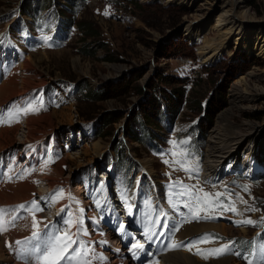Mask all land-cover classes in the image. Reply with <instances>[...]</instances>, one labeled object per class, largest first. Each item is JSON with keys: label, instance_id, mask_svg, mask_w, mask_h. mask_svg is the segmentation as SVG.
<instances>
[{"label": "rangeland", "instance_id": "374dc122", "mask_svg": "<svg viewBox=\"0 0 264 264\" xmlns=\"http://www.w3.org/2000/svg\"><path fill=\"white\" fill-rule=\"evenodd\" d=\"M21 1L0 0V84L4 77L16 72L19 78L23 77L34 86L21 99L16 96L13 101L0 107V111L5 113L8 108L14 110L15 105L37 109L19 114L18 123L22 126L13 143L19 147L17 153L23 151L17 142L23 141L27 132L26 125L22 123L24 118L57 112L52 126H48L50 128L44 134L46 139L48 135L53 138L55 148L52 149L50 143L42 149L38 147V152L43 154L38 156L36 165L39 167L47 162L50 174L60 178L59 185L49 191L45 198L58 189L63 190V198L41 201L39 193H46L47 184L37 175L36 192L31 194L28 202H42L40 214L48 220H53L57 212L55 204L58 203V207L65 206L68 213L82 221L79 233L81 230L80 234L91 238L88 243L92 259L100 261L104 258L106 264L115 261L113 248L126 253L117 232L122 235L120 217L125 226L130 228L127 206L131 191H135L138 200L135 202L134 222L144 221L142 216L151 222L162 216L155 205L156 201L158 206H165L169 213L172 212L169 219L165 218L160 225H151L154 231L158 228L155 233L159 237L165 236V221L170 226L171 221L178 225V241L183 239L186 231L192 232L193 226L199 229L197 233L190 234L193 237L186 245L198 237L214 233L212 242L193 247L195 251L192 255L200 261L228 260L230 264H248L251 259L253 264H264L263 244H257L254 250L245 254L235 252L231 247L232 253L240 255L216 256L208 252L209 249L229 245L232 239L250 238L264 227V164L263 169L251 177L245 175L244 171L229 170L215 180L202 179L210 131L222 117L229 129L242 131L252 125L260 127L264 134V57L249 54L230 41L218 60L205 64L201 63L199 57L202 43L191 40L192 34L196 33L210 42L216 38L215 19L220 14L217 6L210 8L211 0H193L190 4L181 5L156 0H81L75 7H63L61 18H57L53 12L44 9L51 2L48 0L46 3L45 0L42 2L44 10L34 19L24 13L29 1ZM244 11L248 13L245 19L248 27H258L264 35V0H247ZM59 22H64L68 27L62 26L61 29ZM82 23L89 24V31L95 35L84 31ZM188 26L192 28L191 34L186 30ZM28 57L33 60L30 63L32 69L25 71L19 66ZM203 66H209L208 75L202 71ZM160 73L190 77L186 86L187 101L183 103L174 126L167 129L156 124L155 109L147 121L154 137L150 144L129 137L124 118L113 124L111 132L106 135V131L101 129L99 113L113 109L126 114L132 109L134 112L140 111L146 96L133 90L128 96L93 101L85 91L111 89L114 84H122L136 75L137 79L131 85L143 87L147 94L156 93L158 88L155 84ZM162 86L165 90L178 87L175 84L159 87ZM220 87L224 88L226 103L215 113L211 125L206 128L201 154L198 142L193 139L194 135H191L189 144L188 130L202 114L201 107L209 98L211 90ZM234 87H240L247 93L246 100L237 109L231 108L230 101ZM92 110V117L80 118L79 113H90ZM253 136L259 138V146L264 135L255 133ZM118 139L124 147L126 158L131 162L128 170L121 163L118 168L115 164V140ZM8 149L9 146L0 152ZM23 154L20 163L29 162ZM66 154L68 156L64 157ZM108 159L111 161L106 164ZM175 161H181L185 168L194 170L185 171ZM176 181L202 188L204 192L221 194L218 199L222 206L200 212V216L208 215L213 219H192L188 208L183 205L187 197L179 198L180 202L176 203L177 198L172 195L180 190L179 186L172 187ZM139 203L142 216L139 215ZM173 203H176L175 208ZM229 205L234 206L236 212L225 210ZM147 206L151 210H147ZM244 220L254 223H241ZM92 222L94 226L91 228ZM58 224L62 225L61 220H58L56 229ZM222 224L226 229L225 234L219 230ZM205 226L211 227L205 229ZM60 228L63 230L66 226ZM97 233H102L101 239L95 238ZM80 234L78 237L81 239ZM219 236L225 240H217ZM169 241L178 243L175 239ZM198 249L203 256L196 254ZM151 250L155 253L153 246L144 245L142 254ZM179 250L188 251L186 247ZM128 264L136 263H132L128 257Z\"/></svg>", "mask_w": 264, "mask_h": 264}, {"label": "bare ground", "instance_id": "6f19581e", "mask_svg": "<svg viewBox=\"0 0 264 264\" xmlns=\"http://www.w3.org/2000/svg\"><path fill=\"white\" fill-rule=\"evenodd\" d=\"M156 1L181 5L190 4L193 0ZM246 1L247 0H211V5L208 3L210 5V8L217 6V8L220 10V14L215 19L214 29L216 32V38H214L213 40L215 43H213V41L210 42L206 40L205 37H202L201 34H192L191 40L200 44L202 43L201 47L199 48V57H201V63L210 64L218 60L230 41L234 42L235 46L247 51L249 54H256V56L264 57V35L262 30L258 27L249 28L248 22H246L245 20L248 17V13L244 11ZM191 26H188L186 28L187 31L189 30V34L192 33ZM33 58L36 59V56L34 55ZM32 61L31 58L28 57L21 62L19 67H21L25 71H28L29 69H32L30 68V63ZM18 78L19 77L16 72H11L7 77L3 78V81L0 84V107L6 105L10 101H13L17 97L21 99L25 95V92L29 88L34 86V84L29 83L23 77L19 79ZM246 97L247 93L245 91H243L240 87H234L230 93L231 108H239L240 104L244 100H246ZM8 110L9 108L5 111V115L7 114ZM56 117L57 112L52 111L50 115L48 114L47 116L45 115L39 117V115H37L24 118V122L22 123L23 125H26L27 132L25 133V139H23V141L21 142H17V144L21 145L20 149H23L22 152L18 153L17 149H19V147H16V145H14L13 143L15 141V135L22 125H20L18 122L5 123V125L4 123H1L3 125H0V151L8 146L9 149L4 152H0V207L12 208L21 204L28 205L30 203L28 201L32 197L31 194L36 192L35 184L37 175H39V177H42L47 184V188H45L47 189L46 193H44L43 191H39L41 201L42 198H45L46 194L49 191H52L54 187L59 185L58 183L60 182V178H55L54 176H52L47 168V165L45 166V164H43L39 167L36 165L38 162V156L41 157L43 154L41 152H38L40 151L38 147L42 149L45 147V145L50 143L52 149L55 148L53 138H50V136L48 135L46 139V135L44 136V134H47L48 128L52 126V122ZM222 119L223 117L219 120L216 127L210 131L202 179L207 181L215 180L220 174H222L223 172H228L229 170L233 172L244 171L245 175H247L248 177L255 175L257 171L263 169L264 138L262 139L260 145L257 146V144L259 143V138L254 137L253 134L257 133L259 134V136H263L264 134L262 135V129H259L260 127L251 125L242 131L233 130L229 129L227 127L228 125H225L223 123L225 121H223ZM242 145L243 148L241 147ZM21 154H23V156H27L29 162L27 160L23 163H20ZM66 156H68V154L64 155V157ZM37 170L39 173L37 172ZM60 173L62 174V172ZM129 195L131 198V203L129 205V219L131 222H134L136 210L135 202L137 199V194H135V191H131ZM63 202L64 201H62V203ZM36 203L42 209V202ZM57 204H55V210L57 212L54 214L53 220L44 218V215L42 213L40 214V211L35 213V219L39 222V227L43 229V231L41 232L42 238L45 231H55L58 220L62 219V226H66L64 230L68 229V225L65 224V221L71 218L74 223L72 224L70 231L73 233H77V236L75 238L78 239V241L82 242V244L80 245L82 253L84 251L87 252V255H82V260L86 261L87 264H106V259L104 258L100 261H98L97 259L96 261L95 259H92L93 257L91 256V251L88 243L91 238L84 233L80 234L81 230L80 233L78 230L81 226L82 221H80L77 217L72 216L70 212L68 213L64 208L65 206L58 207ZM106 211L110 213V211H108L107 209ZM132 212L134 213V215H132ZM14 216L19 218L16 219L12 224L8 225L7 231L0 232V264H37V261L34 257H26L24 259H21L18 255L21 245L16 244V241H23L25 238L31 235L33 216L28 211L26 212V210H20L19 212H9L4 217V219L6 221H11ZM136 222L139 224L143 223L142 220H137ZM45 224L49 225L48 229H44ZM92 225L94 226L93 222ZM210 227L205 226V229H208ZM219 227L220 232L225 234L226 229L225 227H223V224ZM150 228L151 232H149L147 236H151V239L146 238V242H139L143 245H147V243L149 242L155 243L153 247L156 253V257L153 259H148L146 264H230L228 260H220L215 262L211 261L209 263H204L200 261L198 257L192 255V252L195 251L194 248L188 251L179 250L181 249L180 247L171 248L170 246L171 244H173V242H168L165 236L159 237L158 234L155 233V231L152 229V227ZM217 228L218 226L216 227V230H218ZM125 230L126 229L124 225L120 226V233L122 235L124 234ZM191 230L193 231H186L182 238L190 237V234L197 233L199 231L196 226H193ZM126 231L130 232L128 230ZM78 234L81 235V239L78 237ZM101 235L97 233L95 238L101 239ZM112 240L113 239H111V241ZM116 243H118V241ZM175 244L181 243L178 242ZM73 247H76V245H74ZM136 251L140 252V257H144L142 254L143 250L137 249ZM113 253V260L115 261L113 263L107 264H128V259L126 258L123 251L121 252L119 248H113ZM144 262L145 261L136 264H143Z\"/></svg>", "mask_w": 264, "mask_h": 264}, {"label": "trees", "instance_id": "16d2710c", "mask_svg": "<svg viewBox=\"0 0 264 264\" xmlns=\"http://www.w3.org/2000/svg\"><path fill=\"white\" fill-rule=\"evenodd\" d=\"M25 1V0H22ZM28 6L25 8L24 13H27L32 18H35L39 14V12L43 9L42 2L45 0H26L28 2ZM48 0H46L47 3ZM81 0H66L65 3H60L57 0H51V4H55V14L59 17L60 12L63 7L68 6L69 8L75 7L77 4H80ZM129 2H133L132 0H128ZM58 5V7L56 6ZM68 8V9H69ZM23 14L22 10H20ZM64 27H68V25L61 23ZM82 28L87 30L89 33L90 25L86 23L81 24ZM149 26V25H148ZM94 33L92 32V35ZM95 35V34H94ZM209 66H203L202 71L209 74L208 68ZM137 79V76H133L131 79L126 80V82L122 84H114L111 89L104 90H88L85 91V94L88 95L89 99L93 101H102L110 97H119L122 95L128 96V94L135 90L137 94L146 96L143 99V107L140 111L134 112L132 109L129 113H124L119 109L107 110L106 112H101L98 115L101 129L106 131V135L109 134L112 130V125L119 122L121 119L124 120V124L127 126V133L129 137L133 139H141L146 141V143L150 144L153 137V132L148 124V119L152 116L155 109L157 112L155 114L156 124L159 126L166 127L167 129H171L174 125L175 119L177 118L178 113L180 112L183 103L187 101L186 90L187 84L190 81L189 76H177L173 74H163L160 73L157 76L156 84L158 88V92H150L147 94L146 90L141 86H133L131 85L133 81ZM199 81V79H196ZM196 81V82H197ZM166 84H175L178 85L176 89H163L164 87H159L161 85ZM197 85V84H196ZM164 91V93L162 92ZM226 103V94L224 92V88H213L210 92L209 98H207L201 107L202 114L199 116L196 123L189 128V135H194L193 139H195L198 144L201 153H203V145L205 143V133L206 128L211 125L212 120L214 118L215 113ZM93 110L90 113H79L80 118L89 119L92 117ZM108 128L109 130H106ZM192 140V137H191ZM122 143H119V139L115 140V160L117 165L121 163L123 167H126L127 170L131 167V162L126 158L125 152L123 150ZM109 158V155H108ZM110 159L106 160L108 163ZM257 242L264 243V229L261 230L257 235L252 236L250 238L238 237L234 239V243L238 246L239 249H252Z\"/></svg>", "mask_w": 264, "mask_h": 264}, {"label": "snow or ice", "instance_id": "6c2138e0", "mask_svg": "<svg viewBox=\"0 0 264 264\" xmlns=\"http://www.w3.org/2000/svg\"><path fill=\"white\" fill-rule=\"evenodd\" d=\"M14 109H9L7 114L3 111H0V123H12L18 122V117L21 112L27 114L29 110L36 111L37 109L34 107L26 106L19 107L14 106ZM31 147V146H29ZM167 163V161H165ZM175 163H180L181 168L185 171H191L194 169H189L184 167V163L181 161H175ZM47 162L45 163L46 166ZM179 186V191L172 193L173 196L177 198L176 203L180 202L181 197H187V199L183 200L184 207L188 208L191 213L192 219H213V217L205 215L200 216V212H207L209 209H213L215 207L222 206V203L219 201L220 193L211 194L208 192H204L202 188H196V186L192 185H184L181 181H176L172 187ZM63 190L58 189L54 193H50L49 197L42 199H50L55 201L58 197L63 198L62 196ZM176 203H173V207H176ZM20 210H26L32 214V233L29 237L25 238L23 241H16L17 245H21L20 251L18 255L21 259L26 257L32 258L34 257L37 261V264H87L86 261L82 260V255H87V252L81 251L82 242L78 241L75 237L77 233H73L70 231L72 224L74 221L69 218L65 221V224L68 225V229L61 231L60 229H56L55 231H45L44 236L42 238L41 232L43 229L39 227V222L35 219V213L41 211L42 209L36 203L35 200L31 201L28 205H17L12 208H2L0 207V232L7 231L8 225L12 224L19 217L14 216L11 221H6L4 217L9 212H19ZM225 210L236 212L234 206L229 205L225 208ZM254 211L255 209H250ZM63 211V210H62ZM160 215H165L161 213ZM78 223V221H77ZM154 223L159 224L160 221L157 219ZM241 223L252 224L254 223L251 220H244ZM163 227L167 228L168 225L165 221ZM49 225L45 224L44 229H48ZM178 230V229H177ZM149 232H151V228H149ZM163 235V232H161ZM147 239H151V236H147ZM36 242V243H33ZM212 242V234H205L201 237L196 238L191 241L187 245L183 244H171V248L177 247H186L187 250H191L193 247L200 243H210ZM76 245V247H73ZM132 248L143 250L144 245L137 242L132 245ZM208 252L210 254L219 256L223 254H236L232 253V249L228 244H224L221 247L209 249ZM196 254H200L203 256V253L200 250H197ZM135 255V252H134ZM207 259V256H204ZM247 259V258H245ZM248 264H253L251 259L248 260Z\"/></svg>", "mask_w": 264, "mask_h": 264}]
</instances>
